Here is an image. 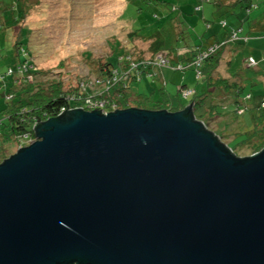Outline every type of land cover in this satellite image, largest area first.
Wrapping results in <instances>:
<instances>
[{"label": "water", "instance_id": "1", "mask_svg": "<svg viewBox=\"0 0 264 264\" xmlns=\"http://www.w3.org/2000/svg\"><path fill=\"white\" fill-rule=\"evenodd\" d=\"M0 163V264H264V149L181 111L73 109Z\"/></svg>", "mask_w": 264, "mask_h": 264}, {"label": "trees", "instance_id": "2", "mask_svg": "<svg viewBox=\"0 0 264 264\" xmlns=\"http://www.w3.org/2000/svg\"><path fill=\"white\" fill-rule=\"evenodd\" d=\"M20 1L28 0H12L9 4L0 2L4 6L0 7V14L2 15L0 17V33H5L9 37L16 57L15 66L8 67L3 72L0 71V98L5 101V107L0 110V163L20 148L28 146L29 143L26 142L36 137L34 127L37 124L66 111L85 108L89 100L104 103L105 109L98 108L96 110L102 114L127 108L177 112L189 106L194 110L199 103L205 101V98L202 101L198 99L211 92H217V96L213 97L215 102L217 99L220 101L226 98V100L219 103L212 101L211 105H205L204 113L195 116V119L201 122L207 131L217 136L219 142L229 148L236 157H238L236 149L244 148L246 143L251 150V155L264 149V116L261 114L264 109V101L250 107L247 101L251 97L247 94L244 96L248 86H255L252 78L240 75L241 71L230 74L229 77H223L217 73L223 49L229 44V41L239 40L238 32L240 29L227 33L225 40L221 42L211 37L199 46H194L189 50V47H186L184 50L187 52H180L176 56L174 55L178 53L177 51L172 52L173 48L165 46L168 40L171 41L174 36L171 34V30L167 31L164 26L155 28L152 33L140 34V30H129L126 35V45L120 51L114 48L112 53V55L117 54V66L111 64L109 59L111 54L103 60H99L102 61L100 65L103 67L101 76L97 78L99 90L97 88L91 90L89 85H85L79 86L76 90L63 92L59 83L56 82L46 89L41 85L31 84L30 76L37 73L34 71L32 62L34 52L29 42L31 28L29 24L23 21L30 9L26 5H21ZM213 1L215 2V0ZM243 3L242 8H244L245 13L257 8V4L251 3L250 0H234L232 3L222 0V5H226L227 11H229L228 8L233 10L237 5ZM25 7L27 13L24 11ZM8 13L10 16L6 17L5 15ZM259 24L262 29L260 32L264 33V20ZM150 25L147 24L142 29L150 27ZM225 25L224 22L223 26ZM137 43H147L149 51L152 52L147 60L143 58L142 51H140L142 56L135 54L134 49L138 48ZM164 50L168 52L162 53ZM133 56L137 58L136 61L130 60ZM158 59L166 62L163 66L158 63L159 69L166 68L181 72L192 70L199 81L205 82L207 88L205 93L198 97L195 94L188 106L181 105L180 109L172 106L173 104L171 105V100H169L168 93L164 88L158 89L157 100H153L154 94L152 93H137L133 83L143 77L155 78L156 74L151 73L155 66L152 67V65L147 64L154 62V60L157 62ZM194 62H200L197 68ZM248 62L249 67L257 65L253 58H249ZM232 64L233 60L228 65L231 66ZM240 66L243 67V64ZM178 95H181L182 98H188L193 95V92L182 88ZM225 103H227L226 106H224ZM150 104H153L152 108H149ZM114 106L116 109L111 110ZM218 108H221L223 112L218 111ZM247 112L250 113V120H247V124L251 123L250 125L242 120ZM209 114L210 116H208ZM215 114L218 117H213ZM215 118L218 119L214 120ZM225 119H229L230 123L221 128L220 122ZM212 120L214 121L211 123ZM231 126H235L233 133L228 131ZM227 132L230 134H226ZM228 136H232L233 139L240 136H246V138L233 147H229L224 143V139Z\"/></svg>", "mask_w": 264, "mask_h": 264}, {"label": "rangeland", "instance_id": "3", "mask_svg": "<svg viewBox=\"0 0 264 264\" xmlns=\"http://www.w3.org/2000/svg\"><path fill=\"white\" fill-rule=\"evenodd\" d=\"M11 1L0 0L1 3L5 2L6 4L11 3ZM250 1L257 4V8L252 9L245 17L231 14V8H228L229 12H225V8L213 0H28L23 1L25 4L20 1L21 5H26L30 9L27 13L25 7L24 11L28 15L26 14L23 21L29 24L31 28L29 42L34 52L32 57L34 71L37 73L30 76L31 84L41 85L46 89L56 82L59 83L63 92L76 90L79 86L85 85H89L91 90H95V88L99 90L97 78L103 72L101 70L103 67L100 65L102 61L99 60H103L111 54L109 56L110 62L117 66V54L112 55V53L114 48L120 51L126 45V35L129 30H140V34L152 33L155 28L164 26L167 31L171 30V34L174 36L165 45L173 48L172 52L176 51V44L178 47H189L188 49H190L202 43V38L205 39L204 41L208 40L211 33L223 37L226 31L237 29V26L232 24L234 21L239 26L244 25V32H238V38H243L248 25L247 21L257 19L264 12V0ZM1 3L0 7H4ZM236 12H240V9H237ZM120 15L121 18H119ZM5 16H10V13ZM177 19H180L178 24ZM224 21H229L228 26H222ZM147 24H151L150 27L142 29ZM235 31L232 30L231 32ZM262 36L264 37V34ZM137 45L139 51L143 50V58L147 60L150 56L147 43ZM12 48L9 37L5 33H0L1 72L7 70L8 67L15 66L16 57ZM135 54L142 56L136 50ZM249 55L259 64L256 73L253 72L252 67L248 66ZM263 56V45L257 44L251 50L247 46L244 50L237 52L233 58L230 73L241 71L240 75L247 78L255 77L257 82L255 86H248L244 92V96L247 94L251 97L247 101L248 104L264 101ZM130 60L136 61L137 58L133 56ZM242 63L244 67L240 66ZM156 68L158 67L155 66ZM163 70L165 72L164 81L170 83L167 85V89L171 92L176 107H179L180 102L181 105H188L189 101L192 100V98L181 99L176 95L184 78L186 81H190V89L194 87L195 90H193L197 95L203 94L201 91L205 82L199 81L193 72H191L192 77L186 74L188 70L184 71L186 73L166 68ZM258 75L262 79H259ZM144 78H149L150 82L155 80L153 77H143L141 80L135 81L133 86L140 90L144 89L146 82ZM161 80L163 79L161 78ZM160 86L161 84L156 82L153 88L156 89ZM214 96H217V92H211L205 98L204 103L201 102L195 107V116L204 113L205 105L208 106L213 101ZM4 102L3 98H0V110L5 107ZM152 105L150 104L149 108H152ZM220 110L221 108H218V111ZM261 114L264 116V109ZM242 120L247 124V120H250V113L247 112ZM229 123V119L221 120L220 127L222 128ZM228 131L233 133L235 126L229 127ZM229 132L226 134H230ZM244 138L246 136L235 139L228 136L224 139V143L233 147ZM236 153L239 158L251 156V150L247 143L244 144V148H237Z\"/></svg>", "mask_w": 264, "mask_h": 264}, {"label": "crops", "instance_id": "4", "mask_svg": "<svg viewBox=\"0 0 264 264\" xmlns=\"http://www.w3.org/2000/svg\"><path fill=\"white\" fill-rule=\"evenodd\" d=\"M228 3H232V2H234V0H226ZM215 3H217V4H219L220 6H223L224 8H226L225 6L226 5H222V0H215ZM241 6L242 5H237L232 11H231V14H234V15H237V16H239V17H245V16H247L249 13H245V11H243L244 10V8H241ZM264 6V5H263ZM237 9H240V12H236V10ZM242 11H243V14H242ZM225 12H229V11H227L226 9H225ZM178 20H180V19H177V24H178ZM262 20H264V12H263V14L261 15V16H259L257 19H253L252 21H247L248 22V25L246 26V31H245V35H243L244 37L243 38H239V40H237V41H235V42H229V44L223 49V53L221 54V58L219 59L220 60V62H219V66H218V70H217V73H220L223 77H229V75L231 74L230 72H231V69H232V65L230 66V65H228L229 63H231V61L233 60V58H234V55H236L237 54V52H239V51H241L242 49L244 50L247 46L249 47V49L251 50L252 49V47L253 46H255V45H257V44H262L263 45V50H264V37L262 36L264 33H262V32H260V30H262L260 27H261V25L259 24ZM216 22H217V20H216ZM225 23H226V25L225 26H228V23H229V21H224ZM242 22H243V20H242ZM222 24V23H221ZM234 26H237V29H231L230 31L228 30V31H226V33H225V35L223 36V37H219V36H217V35H214V34H210L209 35V38H211V37H213V39L214 40H218V41H223V40H225V38H226V35H227V33H229V32H231L232 30H238V29H240V32L242 31V32H244V25L242 26V25H237L236 24V22L234 21L233 23H232ZM232 25V26H233ZM263 25V24H262ZM222 26H223V24H222ZM255 34V35H254ZM254 36H256V37H254ZM262 38V39H261ZM205 39H203L202 38V43L203 42H205L204 41ZM202 43H200V44H198V45H195V46H199V45H201ZM137 44H139V43H137ZM135 46V45H134ZM148 48V47H147ZM186 48V47H185ZM184 47H178V44H176V51L178 52L177 54H175L174 56H176V55H179L180 54V52L181 53H185V52H187V51H185L184 49H185ZM134 50H136L137 51V53H141L139 50H138V48L137 49H134ZM148 50H149V48H148ZM189 50V49H188ZM143 51V50H142ZM150 52V51H149ZM168 51L167 50H164V51H162V53H167ZM150 53H152V52H150ZM149 53V54H150ZM143 55V54H142ZM173 55V54H172ZM248 58H253L251 55H249V57ZM243 64V63H242ZM256 66H253L252 67V69H253V72L254 73H256L257 72V68H258V63L256 62ZM242 66V65H241ZM243 67H244V65H243ZM190 71V72H189ZM154 73V74H156V76H155V80H154V82H150L148 79L149 78H147V79H145V84H144V86H145V88L144 89H138L137 87H136V91H137V93H144V94H154V96H153V100H157L158 99V95H157V91H158V89H160V88H164V90L168 93V97H169V100H171V105L172 106H175V103H173V100H172V96H171V92H169L168 91V89H167V85H170V83L169 82H167V81H164V76H165V72H164V70L163 69H159V68H154V69H152L151 70V73ZM191 72H193L192 70H188V72L186 73V72H183V73H186V74H189L190 76H192L193 77V75H192V73ZM222 72V73H221ZM194 73V72H193ZM256 75V74H255ZM189 76V77H190ZM260 75H258L257 77H259ZM163 79V80H161V78ZM184 77H187V76H185L184 75ZM259 79H262L261 77H259ZM156 82H158V84H161V86L160 87H157L156 89H154L153 88V86L155 85V83ZM252 82L256 85L257 84V82L255 81V77H253L252 78ZM190 85V81H186V79L184 78L183 80H182V83H181V86H179L178 87V89H177V97H180L181 99H182V97H181V95L179 96L178 94H179V90L180 89H189V90H191L192 92H193V95L192 96H190V97H188L189 99L190 98H192V97H194V95L196 94V92H194V90H195V88L194 87H192V89H190L191 87L189 86ZM134 88V87H133ZM194 89V90H193ZM207 89V88H206ZM205 84H204V88H203V90L201 91V92H203V93H205ZM200 95H202V93L201 94H199V95H197L196 94V97H198V96H200ZM209 94H207L206 96H208ZM206 96H204L203 98H199L198 100H200V101H202L204 98H206ZM184 99V98H183ZM186 100H187V98H185ZM197 100V101H198ZM219 99H217L216 100V102H215V100L213 99V101L215 102V103H219L220 101H225L224 99H222V100H220V101H218ZM213 103V102H212ZM210 105H211V102H210ZM227 105V103H225L224 104V106H226ZM256 105V103H249V106L250 107H253V106H255ZM178 106H180V107H178L179 109L181 108V102L179 103V105ZM185 107H187L188 105H184ZM177 108V109H178ZM220 112L222 113L223 111L222 110H220ZM192 114H193V116H194V118H195V114H194V110H192ZM208 116H210V114L208 115ZM213 117H218V115H213Z\"/></svg>", "mask_w": 264, "mask_h": 264}, {"label": "built area", "instance_id": "5", "mask_svg": "<svg viewBox=\"0 0 264 264\" xmlns=\"http://www.w3.org/2000/svg\"><path fill=\"white\" fill-rule=\"evenodd\" d=\"M156 59V58H155ZM161 59H158L157 60V62H156V60H154V62H151V63H149V64H147V65H154V66H157L158 65V63H159V65H165L166 64V62L164 61V60H161ZM158 61H160V62H158ZM165 62V63H164ZM199 63L200 62H194V64H195V66H196V68L199 66ZM135 65V64H134ZM158 65V66H159ZM98 108H101V109H105L104 108V103L102 102V103H100V102H97V101H87V103H86V105H85V108H82V109H84V110H86V111H94V110H98ZM114 109H116V107L114 106L111 110H114ZM103 114H107V112H104ZM24 139H26V136H24ZM33 141V138L32 139H30L28 142H26V143H31Z\"/></svg>", "mask_w": 264, "mask_h": 264}, {"label": "clouds", "instance_id": "6", "mask_svg": "<svg viewBox=\"0 0 264 264\" xmlns=\"http://www.w3.org/2000/svg\"><path fill=\"white\" fill-rule=\"evenodd\" d=\"M35 140H36V137H35V138H33V141H32L31 143H33ZM31 143H29L28 145H30Z\"/></svg>", "mask_w": 264, "mask_h": 264}]
</instances>
